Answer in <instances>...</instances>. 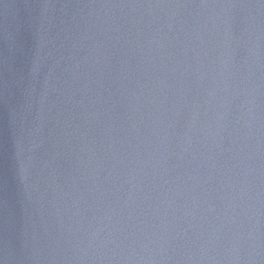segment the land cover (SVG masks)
I'll use <instances>...</instances> for the list:
<instances>
[{
	"label": "water",
	"instance_id": "1",
	"mask_svg": "<svg viewBox=\"0 0 264 264\" xmlns=\"http://www.w3.org/2000/svg\"><path fill=\"white\" fill-rule=\"evenodd\" d=\"M0 264H264V0H0Z\"/></svg>",
	"mask_w": 264,
	"mask_h": 264
}]
</instances>
